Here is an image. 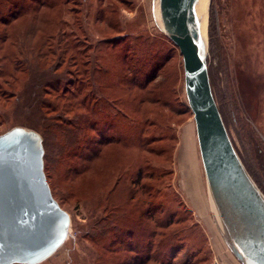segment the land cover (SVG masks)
<instances>
[{
    "label": "rangeland",
    "instance_id": "374dc122",
    "mask_svg": "<svg viewBox=\"0 0 264 264\" xmlns=\"http://www.w3.org/2000/svg\"><path fill=\"white\" fill-rule=\"evenodd\" d=\"M43 1L0 0V134L25 127L41 137L47 184L70 217L68 237L40 264H108L103 243L117 233L115 225L138 218L123 201L130 175L142 164L139 141L147 136L157 137L150 146L160 150L151 161L160 176L154 204L174 214L173 222L180 220L169 232L182 229L160 245L156 237L153 252L165 264H213L191 212L192 205L204 212L205 180L182 58L156 27L153 0H47L48 9ZM206 12L211 57L221 68L217 84L234 94L227 132L237 148L241 135L243 158L264 186V0H208ZM156 67L161 71L153 73ZM128 80L142 87L151 82L146 91L159 85L168 107L142 103L145 92ZM85 142L106 146L97 147L90 170L74 178L68 168L84 166L77 153L85 158ZM118 173L122 180L109 203L123 208L106 218L101 195ZM97 219L105 222L93 226ZM112 245L114 263L129 264L130 254L121 253L116 241ZM173 245L178 251L171 255Z\"/></svg>",
    "mask_w": 264,
    "mask_h": 264
},
{
    "label": "water",
    "instance_id": "95a60500",
    "mask_svg": "<svg viewBox=\"0 0 264 264\" xmlns=\"http://www.w3.org/2000/svg\"><path fill=\"white\" fill-rule=\"evenodd\" d=\"M158 30L182 58L206 191L216 229L240 264H264V195L237 155L213 97L207 72L208 24L199 0H153ZM41 137L25 127L0 134V264H40L69 234L70 217L51 195Z\"/></svg>",
    "mask_w": 264,
    "mask_h": 264
},
{
    "label": "trees",
    "instance_id": "16d2710c",
    "mask_svg": "<svg viewBox=\"0 0 264 264\" xmlns=\"http://www.w3.org/2000/svg\"><path fill=\"white\" fill-rule=\"evenodd\" d=\"M43 4H44V8L46 9L52 7V4L48 3L47 0L43 1L42 5ZM38 6L39 5L37 4L36 10L38 9ZM208 33H209V52H208V59H207L208 79H209V84H210L211 91L215 99L218 111L222 118L223 124L227 130V120L230 114V101L229 100L234 101L233 99L234 94H232V91L229 88H228V91H229V94H228L225 88L222 87V85L220 87L217 84L218 77H220V74H221L220 73L221 68L219 65H217V63H214L215 61L211 57L212 37H211V32H208ZM147 60L150 63L151 59H147ZM133 64H138V60L134 59ZM129 71H130L129 72L130 75H135L134 73H136L133 70V68H130ZM156 71L158 73L159 71H161V68H158V67L153 68V73H155ZM119 80L123 81V83L125 82V79L123 77H119ZM150 83L151 82H148L147 85ZM127 84L129 87L133 89L145 92V95L143 96L145 101L143 100L142 103L147 102L152 105H158L162 108L168 107L169 103L166 102V100L163 98V95L160 93V90L158 88L159 85L155 86L151 90L146 91L144 89L147 88V85L145 87H142L139 85V83L132 82L131 80ZM154 91H156L157 93H155ZM148 123L152 127L155 126V123L153 121L151 123L150 122ZM155 138L157 137L147 136V140L143 138L142 141H139L141 149H142V155H143L142 164L135 170V172L132 175H130V179L128 180L130 182V185H128L127 188L125 187L126 192H125V198L123 201L124 205L127 204L128 206L129 205L131 206V211H132L130 212L131 214L135 212L138 213V216H137L138 218L136 219V221H131L129 224L126 220L122 223H118V225H115L117 226V230H116L117 233H113L112 235L110 234V240L106 243H103V246L101 247V251H103V253L107 255V258L109 260L108 264H115L113 255L116 254V250L114 249V246L112 245L114 241H116V243L119 244V248L122 250L121 253H124V254L128 253L130 254V256H133V257L127 256L129 260V264H147L152 260L154 262H157L158 264H165L163 261L159 260V258L155 255V252H153L152 246H151L152 241L157 237L160 239V241L158 242L159 243L158 245H160V243H162L161 240H164V239L173 240L174 239L173 236H177L182 231L181 229L180 231L176 230L173 232L171 231L169 232L170 228H172L173 226L181 225L180 220L173 222L172 216L175 217L174 214H171L166 208H163L162 206L158 204H154V200H155L154 196L155 194H157V190L155 189L154 186L157 185V182L159 181V178H160V176L156 175L155 171L151 169L152 158L158 156L160 153V150L156 149L155 147L150 146L153 143H155L156 141ZM237 140H238V145H239L238 147L240 148L242 147L243 149L244 141L240 134L237 137ZM112 143L113 141H110V142L108 141L107 144H112ZM84 145L86 147L85 149L87 152V155L85 156V158L83 157V155L77 153V157L80 160H83V162L85 163L84 166H81L79 168L76 165H72V166H69L68 168L69 173L74 178L82 175L85 171L90 170L91 165H93V162L95 161V159L97 158L100 152V150L97 147H101L102 145L106 146V144H102V142H99V144H96L93 146H91L90 142H85ZM232 145L237 155L239 156L243 166L245 167L246 171L248 172V174L250 175L254 183L257 185L259 190L264 195V186L261 183L259 179V175L256 172L255 168L251 165V163L249 164L246 162V158H243L244 155L241 149L237 148V145H235L233 142H232ZM244 157H247V155H245ZM121 178L122 177L118 173V175H116L114 179L115 181L113 182V184L111 185L109 183L107 185V191L105 189L101 195V200L105 203L104 212H107V214L105 215L106 218H108L110 215L113 216L114 209L121 210L123 208L122 207L123 204L116 206V204L114 203H109V196L110 194L115 192L116 186H118V184L121 182L120 180H122ZM138 192H140V194L136 198L135 194ZM143 206H145V208H142ZM159 215L161 216V218H157V216ZM102 222H105V221L103 219H101V221L97 219L94 221L93 226H98ZM105 229H107V227H106V224L104 223V225H102L101 227V232L103 234L104 233L107 234L110 232V231L105 232ZM132 235H135V237L132 238ZM87 237H90V236H87ZM141 239H145L146 243L145 244L144 242L142 243ZM90 240L94 241L92 240V238ZM127 240H129L130 242L127 243ZM139 241L141 243H139ZM124 242H126V244ZM177 248H178V245L170 246L169 249L171 251V255L177 253L178 251ZM141 253H144L145 256L139 259L138 255H140Z\"/></svg>",
    "mask_w": 264,
    "mask_h": 264
},
{
    "label": "crops",
    "instance_id": "0c3cea01",
    "mask_svg": "<svg viewBox=\"0 0 264 264\" xmlns=\"http://www.w3.org/2000/svg\"><path fill=\"white\" fill-rule=\"evenodd\" d=\"M195 130V129H194ZM196 138V137H195ZM205 184V183H204ZM203 196L205 199V208L204 212H200L199 209L194 207L192 205V215L194 216V220L202 226L208 244L210 248V253L212 256V263L213 264H240L229 252V250L226 248L224 242L222 241L216 226L213 221L211 209H210V204H209V199L206 191V186L205 190L203 191ZM204 214L207 216V219L205 218Z\"/></svg>",
    "mask_w": 264,
    "mask_h": 264
},
{
    "label": "bare ground",
    "instance_id": "6f19581e",
    "mask_svg": "<svg viewBox=\"0 0 264 264\" xmlns=\"http://www.w3.org/2000/svg\"><path fill=\"white\" fill-rule=\"evenodd\" d=\"M207 2H208V0H199L198 7H197V13H198V16L201 20L204 19L203 16H204L205 8L207 7ZM154 16H155L156 20H158L160 22L158 5H155ZM203 22H204V20L201 22V25H202V32L204 33L205 25L203 24Z\"/></svg>",
    "mask_w": 264,
    "mask_h": 264
}]
</instances>
